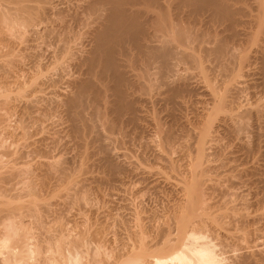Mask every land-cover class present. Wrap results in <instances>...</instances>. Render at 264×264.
Wrapping results in <instances>:
<instances>
[{
    "label": "bare ground",
    "instance_id": "obj_1",
    "mask_svg": "<svg viewBox=\"0 0 264 264\" xmlns=\"http://www.w3.org/2000/svg\"><path fill=\"white\" fill-rule=\"evenodd\" d=\"M0 1H3L6 5L1 2L0 4H4L10 9L0 11L1 30L4 27L6 30L11 29L10 32H13L18 28L19 21L24 23L29 21L30 26L37 27L38 21L36 23L35 19H39L41 15L36 14L38 16H34L33 13L36 12L30 13L31 11L29 7H26L27 5L20 4L19 0ZM59 8H53L57 11L53 13L57 16V19L56 17L53 18L54 21L52 20L53 22L49 26L45 24V29L41 28L46 30L47 35L52 36L54 41L58 42L57 49L52 48L51 55L47 57L49 58L48 63L50 65L54 64L53 67L59 65L60 67L62 65L70 66L69 68H74L70 70H79L77 72L80 73H77V75L74 72V74L68 72L69 74L67 73L68 75L64 79L65 87L68 89L60 91L63 98L57 100V98H54L55 96H51V100L48 99L50 103L46 107L49 110V107L57 106L66 111L67 118L63 122L66 136L63 137L62 141L66 144V148L67 145L68 148L71 145L73 146L71 148H76L75 157L79 156L81 160L79 158L76 160L77 166L73 167V170L71 169L73 173L71 170L69 171V179L70 177L71 179L64 183L63 181L66 178L63 179V177L65 176L68 179L67 172L63 171L66 166H62L59 160L51 156L49 158L47 155L48 158L46 156L47 159L44 160L45 156L41 159V156L38 157L39 155L35 154V157L26 158V161H22L24 157L21 156L23 155L20 154V156L17 153V156L21 157V159L19 157L22 161L20 162L21 165H19V161H15L18 158L15 156L17 158H13L14 161L10 163L9 167L6 165V169L3 168L5 165L3 163L10 159L2 161V157L0 158V264H223L225 256L228 255L224 253L222 257L226 249L224 247H226L227 241L225 240L227 239L231 240L229 242L232 245L229 244L228 246L234 247L231 250L240 251L239 253L232 251L230 264H264V248L262 247L264 245L256 241L257 238L259 240V237H261V232L260 234L256 233L259 236L253 237L256 235L254 234L256 227L254 228L255 231L251 226V230L247 228L251 222L248 223L247 218L251 217L253 220L257 217L255 220L257 222L258 219L262 218L261 214H264V209H261L260 215H257V213V216L253 215L256 216L253 218L250 213H246L243 205L248 201L243 200L245 199L244 196H247L245 189L248 191L247 193L252 192V200L254 197L253 190H250L248 185L254 184L257 189L263 188L262 190H264V143H262V141L264 142V0H76L72 9L73 13L70 12L71 10L69 11L70 7L67 8V11L71 14L67 12L70 19H66L64 11L66 8L62 7L64 10ZM48 9L50 10V8ZM11 10L15 11L11 12ZM69 21L72 24L73 22L75 24L83 22L82 28L85 26L83 37L86 36L87 42L86 40L85 42L90 45L88 47L86 44L88 48L83 46L82 51H80L78 44L74 43L77 47L76 45L72 46V50H70L71 45H66V39L69 37L67 35L69 33L67 29L70 27ZM84 22L86 25H83ZM15 24L17 28L14 27ZM70 29H73V27H70ZM30 30L33 34L39 31L38 27L30 28ZM77 35L80 36V34ZM77 40L79 39L77 38ZM81 43L82 40L80 45ZM82 44L85 45L84 42ZM79 47L81 49V46ZM73 49H76V52L71 55L68 50L72 52ZM15 56L0 57V74H6L16 67H21L23 63L20 58L23 57L18 58V56L16 58ZM67 60L69 66H67ZM64 61L66 64H63ZM36 65L34 66L37 67L34 68L36 75L34 74L35 77L32 75V78H30L35 82L37 79L38 83L37 77H41L42 74L41 64L40 66ZM62 70L63 68L61 72ZM24 81L26 79L22 81L14 79V87L18 89V95H16L17 93L15 95L18 99L26 98L35 88L33 86L32 89H29L31 86H27L28 82ZM33 81L32 83H34ZM40 83L41 81H39ZM6 90L7 88L4 89L5 92H7ZM5 92L2 96L0 92V97H3V100L0 98L2 103H7L8 98H10V94H5ZM16 96L13 95V98H16ZM56 97H59V95ZM27 98L26 101H28ZM29 99L32 100V98ZM89 100L90 102L94 101L95 104H92L93 106L87 105ZM30 102L32 103L34 100ZM197 102L200 104L199 107H194ZM34 104L32 103V106L35 110L40 108ZM154 104L164 110V114L161 112L162 117L159 114L149 112H154V110L157 112L158 108L156 109ZM151 105H154L153 108L155 109L151 107L150 110ZM86 106H91L89 109L91 108L92 111L95 110L96 114L92 113V115L97 116L96 121L100 118L103 120V122L101 121L102 124L105 122V126H103L104 124L102 125L98 121L100 126L102 125L101 128L105 129L104 132L107 131L108 139L111 138L109 134L113 136L115 132L121 135L128 133L129 130L125 128L127 125L131 126L136 136L140 135L141 137L143 134L144 138L148 135L147 128L149 127L151 131L149 132V135H151L149 140L155 155H153L154 160L158 162L159 166L155 170L142 167L139 168L140 171L137 173L142 175V180L151 183L152 188L162 187L176 195V198L171 195L174 198V205H172L171 212L167 210L170 212H167L169 215L166 213L168 215L166 216L167 219L162 218L166 214L161 216L165 220L164 222L158 216L156 219H160L157 220L159 222L154 219L153 221L156 223L153 222V225L150 224L149 218V221L147 219V222L143 223H141V220L135 221L137 223L134 222L128 229L125 227V231L128 232L124 234L133 239V242H131V238H128L130 245L125 246L124 244V246H120L121 248L114 245L115 248H110L112 251L109 248L106 251L107 248L105 247L106 252L100 250L101 253H104L99 255V249L103 246L95 249L96 244L94 248L92 246L95 250L89 256L84 254L89 253L92 249L90 250L87 247L88 249L85 250H90L88 252L82 250L83 244L88 241L92 242V239L89 240V238L94 237V234L92 235L94 232L90 230L91 227L87 228V223L84 224L87 226L80 227L83 229L79 231V234H76V229L73 231L71 230L72 227L68 229L69 227H66L68 225L64 226L66 223H64V220L62 226L66 228L63 232L61 224L55 222L56 226L55 224L53 226L50 223L48 225L47 222V226H45L46 222H43L45 220L43 218L49 219L48 216H44L46 208L49 207V198L53 200L54 196L59 197L60 192L68 193L73 187L75 188L77 178L81 181L80 184L78 183L79 186L84 180H88V183L89 181L90 183L91 181H96V183L97 181L100 183L108 181L106 177L100 178L99 175L95 176L93 172V175H88L89 171H86L87 163L90 164V156L92 157L95 147L88 149L87 146L90 144L82 136H90L100 127L97 123L94 125V117L91 116L92 121H90L91 118L85 117L83 111L85 108L87 109ZM43 109L45 108L43 107ZM23 112L22 114L27 113L26 110L25 113ZM190 112L191 117H189ZM33 115L29 116L34 120H39V115ZM163 117L164 122L161 123ZM45 118L44 122H47ZM47 119L49 120V118ZM50 120L52 121V119ZM54 122L57 123L56 119ZM59 122L61 123V120ZM48 125L47 123L46 126ZM59 125L62 126L63 124ZM145 125H147V128L144 131L143 126ZM41 126L34 129V131L42 132L45 127ZM62 128L60 127V130ZM100 130L103 134V130ZM178 131H180V134H178ZM32 133L33 130L32 132L28 130L21 131L19 136L23 141L21 140L22 143L19 145L23 147L25 145L30 147L31 145L33 147L34 142L29 141H32L30 139ZM150 133H153L154 137ZM71 135L73 139L70 142L68 138ZM102 136L105 137L106 134ZM136 136L134 137L136 138ZM65 137L68 138L64 142ZM148 137H146V141H148ZM90 140L92 142V139ZM103 141L105 142V140ZM22 146L17 147V149L20 150ZM102 146L105 147L106 144L103 143ZM68 148L67 150H69ZM19 150L15 149V153ZM67 150L63 151L67 153ZM13 151L14 148L8 152L13 153ZM15 153L13 156L16 155ZM69 153H71L70 150ZM36 156L38 159H36ZM72 158L74 159V155ZM88 159L90 160L88 161ZM95 159L93 158V161ZM30 163L34 166L29 165ZM112 166L115 171L117 165ZM134 170L135 168H133ZM57 171H61L63 174H60L64 176L62 178L54 177L57 175V173L55 174ZM75 171L82 175L83 173L87 174V172L88 174L83 175L82 179L77 174L74 179ZM98 172L100 173V171ZM71 174L73 176H70ZM39 175L54 177L55 181L51 179L52 181L59 182L58 185H61L62 182L64 184L61 189H57V191L60 190L59 192H53L55 195L50 192L55 189H51L50 194L44 195L39 187H46L50 182L46 181L48 178H45V180L38 177ZM13 179L15 180L12 181L13 185H11ZM61 179L63 180L61 181ZM8 182L11 184L8 185ZM54 182L52 183L55 184ZM58 185L55 187L60 188ZM233 187L237 188L232 189ZM257 189L255 188V190ZM63 192L61 195L64 198L67 197L68 195ZM240 192L245 194L240 196ZM239 196L244 198L242 199ZM77 197L74 199L77 200ZM57 198L54 199L55 202ZM237 198L242 201L237 200ZM65 199H63V202H65ZM59 200L61 201V197ZM254 200L257 202L264 201V198ZM240 202L244 203L240 204ZM248 202L251 206L250 201ZM56 203H59V201ZM237 204L243 206L245 213L240 211L242 207L237 208ZM247 205L248 203L245 207ZM251 218L249 219L251 220ZM143 219L142 221H144ZM245 219L248 224H244ZM53 220L56 221V219ZM93 225L95 226V224ZM79 226L81 225L79 224ZM102 227L100 228L99 225V227H94V230L96 234L99 231V236L100 230L104 232L102 233L104 238L106 230ZM75 228L79 229L78 225ZM246 228L249 234H247ZM67 229L69 232H74L76 236L73 233L75 237L68 238L70 233L67 232ZM251 231H254L253 236L250 235ZM66 232L68 236L65 235ZM89 233H91V237ZM249 235L252 236L250 239H248ZM95 238L96 236L93 239ZM100 240H98L99 243ZM102 243L105 244L103 240ZM87 244L86 246L95 243ZM107 252L111 254L115 252V255L109 257ZM81 253H84L85 260H83Z\"/></svg>",
    "mask_w": 264,
    "mask_h": 264
},
{
    "label": "rangeland",
    "instance_id": "obj_2",
    "mask_svg": "<svg viewBox=\"0 0 264 264\" xmlns=\"http://www.w3.org/2000/svg\"><path fill=\"white\" fill-rule=\"evenodd\" d=\"M53 1H54V3H53ZM64 1V2H63ZM68 1H72L71 2V4H69L70 2H68ZM1 2V1H0ZM19 2H20V4H24V5H27L26 7H29V10L31 11L30 13H33V12H36V13H33L34 14V16H38V15H36V14H39V15H41V16H39V19L38 18H36L35 19V22L37 23V21H38V23H37V27H38V29H39V31H38V33H32L33 31L32 30H30V28H37L36 26H34V25H32V26H30V22L29 21H26L25 23L24 22H22V21H19L20 23V26H19V24H18V28L16 27V24H15V26L14 27H16L17 29H15L14 30V28H12L14 31L13 32H10L11 31V29L10 30H6V28H2V30L0 29V55L2 56V57H14L15 55V57L17 58L18 56V58H20V57H23V58H25V59H23V58H20V59H22V65H21V67H16L15 69H13L11 72H9V73H6V74H0L1 75V77H0V92L2 93L3 91H4V89H6L7 88V92H5V94L7 93L8 95H9V97L10 98H8L9 100V102L7 101V103L5 102V103H2V101L0 100V158H1V160L2 161H7V160H12V161H7L6 163H3V164H5L4 166H3V164H2V166H3V168L4 169H6V165H7V167H9V165H10V163L11 162H13L14 161V159L13 158H17L15 161L17 162V161H19V163L20 162H22V161H26L27 159L26 158H31V157H35V154H37V156L38 157H40L41 159L42 158H44V156H45V158H44V160L45 159H47L48 158V156H49V158H50V156L51 157H53V158H55L56 160H59L60 161V163H62V166H66L65 168H63V171L65 170V172H67V176H68V179H67V177H65L64 175H61V174H63V173H61V171H57V172H55V174L57 173V175L59 174V176H54V177H63V179L64 178H66V179H64V183H65V181H67V180H70L71 179V177H70V179H69V171L73 168V167H75V166H77V159L79 158V160H81L80 159V157L79 156H77V157H75V153L74 152H76V148H71V147H73L71 144H69L70 142H71V139H73L72 137V135L68 138V139H70V142H68V144L69 145H71L70 146V148H68V145H67V148L71 151V153H69V150H67V148L65 147L66 146V144H64L63 143V137L64 136H66L65 134H66V132L64 131V127H65V124L63 123V122H65L64 120H66V118H67V113H66V111H64V109L62 108V107H55V106H52V108H50L49 107V110L47 109V107L46 106H48L49 105V100H51V98L52 97H54V98H57V100H60V99H62L63 97L60 95V91L62 90V91H64L67 87H65V84H64V79H65V77L69 74L68 72H70V74L72 73V74H79L80 72H77V71H79V70H77V71H74V70H70V69H74V68H69L70 66H69V64H68V60H67V66H69V67H66V65H62L61 67H60V65L57 67V66H55V67H53L54 66V64H52V65H50V63H48V61H49V58H47V57H49V55H51V50H52V48H55V49H57V47L58 46H56V45H58V42L57 41H54V39H53V37L52 36H49V35H47V33H46V30H44L45 28H44V26H49L50 25V23L51 22H53L54 20H53V18H55L56 17V19H57V16L55 15V14H53L55 11H56V9L54 10L53 8L55 7V8H59V7H61V8H59V9H63L64 11H65V15H66V19L68 18V19H70L69 17L70 16H68V14H67V8H69L70 7V9H69V11L71 12V13H73L74 11L72 10L73 9V7H74V3L76 2V0H19ZM22 2V3H21ZM1 3H4L3 1L1 2ZM5 4V3H4ZM4 4L2 5V4H0V8H1V12L2 11H4V10H10V9H8V7L7 6H4ZM55 4V5H54ZM6 5V4H5ZM69 5V6H68ZM73 5V6H72ZM3 6V7H2ZM10 6V5H9ZM43 6V7H42ZM5 7V9H3ZM46 7V8H45ZM63 7V8H62ZM48 8H50V10L48 9ZM3 9V10H2ZM40 11H39V10ZM43 9H44V11H43ZM52 10H53V12H52ZM14 12L15 10H11V12ZM43 11V12H42ZM49 11V12H48ZM57 12V11H56ZM42 13V14H41ZM45 15H44V14ZM50 13V14H49ZM69 13V12H68ZM16 14H17V12H16ZM52 14V15H51ZM70 14V13H69ZM80 14V13H79ZM82 14V13H81ZM80 14V15H81ZM18 15V14H17ZM49 17H48V16ZM71 15V14H70ZM83 15H84V13H83ZM44 18H43V17ZM46 16V17H45ZM50 18V19H49ZM20 20V19H19ZM43 22H42V21ZM46 20V21H45ZM53 20V21H52ZM70 21H72V20H70ZM69 21V25H70V27L72 28L73 27V29H70V27H68V29H67V31L69 30V33L67 34V35H69V37H67L68 39H66L67 41V43H66V45L67 44H69V45H71V49L70 50H72V46H75L76 44H74V43H77L78 44V48H79V50L80 51H82V49H83V46L84 47H87V45H88V43H86L87 42V40L85 39V37L86 36H84L83 37V35H85L84 33H83V31H85L84 30V28H85V26H84V28H82V23L80 22V23H78V24H75L74 22H73V24L71 23ZM40 22V23H39ZM48 22V23H47ZM71 23V24H70ZM46 24V25H45ZM83 25H86L85 24V22H84V24ZM34 26V27H33ZM28 28V29H27ZM41 28H44V29H41ZM81 28V29H80ZM32 31V32H30V31ZM43 30V31H42ZM78 30V31H77ZM82 30V31H81ZM35 31V30H34ZM71 31V32H70ZM7 32V33H6ZM10 33H11V35H10ZM73 33V35H71ZM80 34V36L79 35H77V34ZM83 33V34H82ZM39 34V35H38ZM75 34H76V36H75ZM7 35V36H6ZM39 36V37H38ZM72 36H74V37H72ZM38 37V38H37ZM73 39H72V38ZM69 38H71V39H69ZM76 38V39H75ZM77 38L79 39V40H77ZM84 40H83V39ZM82 40V43L84 42V44L86 45H83L82 43H81V45H80V42H81V40ZM34 40H35V42H34ZM76 42H75V41ZM85 40H86V42H85ZM69 41V42H68ZM73 41V42H72ZM56 42V43H55ZM73 44H71V43ZM40 43V44H39ZM42 43V44H41ZM50 43V44H49ZM29 44V45H28ZM37 45V46H36ZM41 45V46H40ZM46 45V46H45ZM48 46V47H47ZM52 46V47H51ZM79 46H81V49H80V47ZM90 45H88V47H89ZM38 47V48H37ZM76 47H77V45H76ZM87 47V48H88ZM40 50V51H39ZM54 50V49H53ZM70 50H68L70 53H71V55H73L74 53L73 52H76L74 49V51H70ZM84 50H85V48H84ZM31 51V52H30ZM45 51V52H44ZM42 52V53H41ZM39 53V54H38ZM68 53V52H67ZM3 54H4V56H3ZM33 54H35L36 55V57H35V55H33ZM76 54V53H75ZM0 56V57H1ZM33 56V57H32ZM33 58H34V60H33ZM48 59V60H47ZM37 60H39V61H37ZM24 61H25V63H24ZM33 62V63H32ZM38 62H39V64H38ZM31 63V64H30ZM36 63H37V65H39L40 66V64H41V67H40V69H41V77H37L38 78V83H37V79H36V82H35V80L33 81L31 78H32V75H33V77H35L34 76V74H35V69L34 68H37V67H34L35 65H36ZM66 64V62L64 61L63 62V64ZM24 64L26 65L25 67H24ZM35 64V65H34ZM32 65V66H31ZM36 65V66H37ZM50 65V66H49ZM63 66H65V67H63ZM54 68H55V70H54ZM58 68H59V70H58ZM63 68V70H64V72H63V70H62V72H61V69ZM66 68V69H65ZM30 69V70H29ZM31 69H32V71H31ZM67 69H69L70 71H68ZM15 70V71H14ZM19 70V71H18ZM65 70H66V75H65ZM25 71V72H24ZM60 71V72H59ZM1 72V71H0ZM34 72V73H33ZM74 72V73H73ZM19 73V74H18ZM23 73V74H22ZM27 73V74H26ZM68 73V74H67ZM7 74H9V75H7ZM11 74V75H10ZM15 74V75H14ZM25 74V75H24ZM31 74V75H30ZM62 74V75H61ZM77 74V75H78ZM6 75V76H5ZM13 75H14V78H13ZM29 75V76H28ZM36 75V74H35ZM44 77H43V76ZM5 76V77H4ZM12 76V77H11ZM19 76V77H18ZM24 76V77H23ZM63 76H64V78H63ZM29 77V78H28ZM31 77V78H30ZM11 78V79H10ZM13 78V79H12ZM42 78V79H44L43 81H42V79L40 80V79ZM46 78V79H45ZM10 79V80H9ZM14 79H19V81H22V80H25L26 79V81H24V82H28L26 85L27 86H31L29 89H32V87L34 86L35 88L33 89V92H31V93H29V95L26 97L27 99H28V101H26L25 99L26 98H17V96L16 95H18V89H16V87H14L15 86V84L13 83L14 82ZM22 79V80H21ZM51 79V80H50ZM60 79V80H59ZM62 79V80H61ZM29 80H31L30 82H29ZM52 82L53 80V82H52V84H51V82ZM4 81H6L5 83H4ZM12 81V82H11ZM32 81L34 82V83H36V84H34V83H32ZM39 81H41V83L39 84ZM47 81V82H46ZM49 81V82H48ZM12 84H11V83ZM44 82V83H43ZM62 82V83H61ZM32 83V84H31ZM14 84V85H13ZM37 85V86H36ZM9 88V89H8ZM10 89H12V90H10ZM68 89V88H67ZM35 90V91H34ZM59 91V92H58ZM4 92L1 94V96L4 94ZM17 93V94H16ZM16 94V95H15ZM13 95L14 96H16V98L14 97L13 98ZM59 95V97H56V96H58ZM11 96H12V98H11ZM52 96V97H51ZM50 97V98H49ZM0 98H2V100H3V97H0ZM29 98H32V100L31 99H29ZM44 98H46V99H44ZM59 98V99H58ZM11 99V100H10ZM36 99V100H35ZM38 99V100H37ZM49 99V100H48ZM23 100V101H22ZM34 100V102H35V104H34V102H32L34 105H36V107L37 106H39L40 108V110L39 109H36L35 110V108H34V106H32V103L30 102V101H33ZM17 101V102H16ZM40 101V102H39ZM25 102V103H24ZM45 102V103H44ZM47 102V103H46ZM91 102H93V103H91ZM90 102V100H89V102H88V104L87 105H92V104H95V102L94 101H91ZM30 103V104H29ZM195 103V102H194ZM199 102H197L196 103V106L194 105V107H199V105L200 104H198ZM17 104V105H16ZM27 104V105H26ZM45 104V105H44ZM197 104H198V106H197ZM24 105H26V106H24ZM41 105V106H40ZM155 105V106H154ZM154 105H151L149 108H150V110L153 108V106L157 109V112L154 110V112L153 111H149L150 113H153V114H159L161 117L163 116V114H164V110H162L160 107H157L158 105L157 104H154ZM193 105V104H192ZM93 106V105H92ZM30 107V108H29ZM31 107H33V108H31ZM42 107V108H41ZM43 107L45 108V109H43ZM55 107V108H54ZM87 107V106H86ZM89 107H91V106H88L87 107V109L85 108L84 109V111H83V113H84V115H85V117L87 116V118H91V116L92 117H94L93 115H92V113L94 114L95 113V110H91V108L89 109ZM152 107V108H151ZM24 108V109H23ZM28 110H27V109ZM155 108H153V109H155ZM25 110H26V112L27 113H25ZM32 112H31V111ZM33 110H34V112H33ZM43 110V111H42ZM48 110V111H47ZM60 110V111H59ZM90 110V111H89ZM162 110V111H161ZM23 113H25V114H22V112ZM45 111V112H44ZM50 111V112H49ZM52 111V112H51ZM89 111V112H88ZM92 111V112H91ZM159 111V112H158ZM188 111V110H187ZM186 111V112H187ZM190 111V110H189ZM29 112V113H28ZM36 112V113H35ZM38 112V113H37ZM161 112H163V114L161 113ZM32 113V114H31ZM33 113H34V115H33ZM56 113V114H55ZM91 113V114H90ZM161 113V114H160ZM27 114H28V116H27ZM35 114H37V115H35ZM41 114V115H40ZM89 114V115H88ZM96 114V113H95ZM188 114V113H187ZM25 115V116H24ZM29 115H33V116H38L39 115V120L37 121V120H34V119H32ZM45 115V116H44ZM158 115V116H159ZM44 116V117H43ZM155 116V115H154ZM157 116V115H156ZM186 116H188V115H186ZM46 117V118H45ZM97 116L95 115V117L93 118L95 121H96V118ZM161 117H158V118H160V119H162ZM189 117H191V112L189 113ZM23 118V119H22ZM44 118H45V121H47V122H44ZM47 118H49V120L47 119ZM99 118V117H98ZM97 118V119H98ZM27 119V120H26ZM50 119H52V121L50 120ZM55 119H56V121H57V123L56 122H54L55 121ZM29 120V121H28ZM31 120V121H30ZM43 120V121H42ZM61 120V123L59 122ZM51 121V122H50ZM90 121H92V118L90 119ZM93 121L94 122V125H96V123L98 124V126H100V124H102V122H103V120L102 119H98V121L99 122H101L100 124H99V122L98 121ZM160 121V120H159ZM162 121V122H161ZM160 122L161 123H163L164 122V117H163V120H161ZM42 122H43V125H42ZM92 122V123H93ZM34 123V124H33ZM38 123V124H37ZM39 123H40V125H39ZM47 123L49 124L48 126H50V127H48V126H46L47 125ZM53 123H55V124H53ZM105 123V122H104ZM103 123V124H104ZM36 124V125H35ZM50 124H53V125H50ZM56 124H57V127H56ZM59 124H63L62 126L61 125H59ZM102 124V125H103ZM30 125H31V127H30ZM37 125H39V126H37ZM44 126L45 128L42 130V132H40V131H38V132H36V131H34V129H36V128H38V127H40V126ZM102 125L100 126V127H98L97 128V126H96V128L98 129V130H95L94 132H93V134L92 135H90V136H82L83 138L85 137V139L86 140H88V143L90 144H88L89 146H87V148L88 149H92V148H94L95 150H94V153H95V155H94V153H93V155H92V157L90 156V159H91V161H92V163H91V161H89L90 159H88V161H89V163L90 164H92V165H88V163H87V169H86V171H89V174H88V172H87V174L88 175H99V177L100 178H102V177H106L107 179H108V181H105V182H102V183H100L99 181H97V183H96V181H91V183H90V181H89V183H88V180H84L83 182H84V184H83V182H82V184L79 186V184L81 183V181L79 180V178H77L78 180H79V182H78V180L76 181V186H75V188L73 187L72 188V190H70V191H68V193L66 192H63L64 194H66V195H68L67 197L65 196V198H64V196H62L61 194H62V192H60V195H59V199H60V197H61V201L57 198V197H55L54 196V198H53V200H51L52 198H49V207H47L46 208V210H45V215L44 216H48L47 218H49V219H46V218H43V219H45V220H43V222L45 223V226H47L46 224H47V222H48V225H49V223L51 224V225H53L54 226V224H55V222L56 223H58V224H61V226H62V224L64 225V223H65V225L64 226H66V225H68V226H66L68 229H70L71 227H72V229L71 230H73V231H75V229H76V231H75V233L76 234H79V231L80 230H82L84 227L83 226H87V228L88 227H93V229H91L90 228V230H93V232L94 233H92V235L94 234V237L96 236V238H97V236H99V231H97L98 233L96 234L95 233V228L98 226L99 227V225H100V228H101V226H103L104 227V230H106V232H105V234H104V238H103V235H102V233H104V232H102L101 230H100V236L99 237H102V238H95V239H93L94 237H91L92 235H90L91 233H89V235H90V237L91 238H89V240H91L93 243H95V244H89V246H86V245H88L87 243H92V242H89L88 240V242L86 243V245H85V243L83 244V248H82V250L83 251H85V252H88V251H90L91 249V251L89 252V253H81L82 255L84 254L85 256H89V255H91L92 254V251L94 252V250L96 249V248H101L102 246V248L101 249H99V251L100 250H102V251H104V252H106V251H108V248L110 249L111 247H112V249H113V247L115 248V246L114 245H118V248H121L120 246H124V244H125V246H128L127 244H131L130 243V240H131V242H133L132 240V238L131 237H129V235H126L127 233L126 232H128V231H125V227H127V229L129 228V226L131 227L132 226V224L135 222V221H138V220H141V223H143V222H147V219L149 218L150 219V224H152L153 225V222H155V221H153L154 219L157 221V220H160V219H162V218H166V216H168L169 215V213L171 212V208H173V206L172 205H174L173 204V200H174V198H176V195L175 194H172V193H170L167 189H163L162 187H158V188H152L151 186H152V184L151 183H149L148 181H145V180H142L143 178H141V174L140 175H138V171H140V169L143 167V168H149L150 170H155L156 168H158L157 166H159L158 165V162L157 161H155L154 159H155V155H154V152H153V149L151 148V143H150V140H149V138H151V135H149V132H151L150 131V129H149V127L147 128V125H145V126H143V128H144V131L146 130L145 128H147V136H144V138H143V134L141 135V137H140V135L138 136V138H137V136H136V133L135 132H133V130H132V128H131V126H129V125H127L125 128H126V130H129V132H130V134H129V132L128 133H125V134H120V133H118V132H115V133H113V136H111L112 134H109L110 136L109 137H111V138H109L108 139V137H107V131L106 132H104L105 131V129L104 128H101L102 127ZM41 126V127H42ZM64 126V127H63ZM103 126H105V124L103 125ZM129 126V127H128ZM35 127V128H34ZM52 127V128H51ZM60 127L62 128L61 130H60ZM102 129L103 131L102 132H104L103 134L101 133V130L100 129ZM58 129V130H57ZM24 130H28V131H31L32 132V130H33V133L30 135L31 136V138L30 137H28V138H30V139H32V141L31 140H29L30 142H34L33 143V147L30 145V147H27L26 145V150L24 149L25 148V146L23 147L22 145H19V144H21L22 143V139H20V134H21V131H24ZM47 130H49V131H47ZM51 130V131H50ZM62 131H63V133H64V135H63V133H62ZM36 134H35V133ZM53 132V133H52ZM177 132V131H176ZM180 131H178V134H180L179 133ZM20 133V134H19ZM46 133V134H45ZM47 133H49L48 135H47ZM59 133H62V134H59ZM101 133V134H100ZM33 134H35V135H33ZM38 134V135H37ZM58 134H59V136H58ZM96 134V135H95ZM106 134V136L104 137V136H102V135H105ZM145 134V133H144ZM150 134H153V133H150ZM127 135H128V137H127ZM175 135H177V133H175ZM36 138H35V137ZM48 136H50V137H48ZM54 136V137H53ZM62 136V137H61ZM115 136V137H114ZM131 136V137H130ZM134 136H136V138L134 137ZM148 136H150V137H148ZM153 137H154V134L152 135ZM178 136V135H177ZM59 137V138H58ZM88 137H89V139H88ZM101 137V138H100ZM102 137H104V138H102ZM114 137V138H113ZM119 137V138H118ZM133 137H134V139H133ZM139 137H140V139H139ZM146 137H148V141H146L147 139H146ZM27 138V139H28ZM53 138V139H52ZM66 137L64 138V142H65V140L67 139ZM74 138H75V136H74ZM106 138V139H105ZM156 138H157V136H156ZM37 141H35V140ZM38 139V140H37ZM40 139V140H39ZM42 139V140H41ZM61 139V140H60ZM90 139H92V142H91V140ZM102 139V140H101ZM109 141H108V140ZM116 139V140H115ZM130 139V140H129ZM132 139V140H131ZM22 140V141H21ZM103 140H105V142L103 141ZM141 140V141H140ZM57 141H58V143H57ZM59 141H60V143H59ZM67 141V140H66ZM107 141V142H106ZM39 142V143H38ZM93 143L92 144V146H91V143ZM94 142H95V144H94ZM105 143L106 144V146L105 147H103L102 146V144L103 143ZM145 142V143H144ZM108 143V144H107ZM111 143V144H110ZM143 143V144H142ZM262 143H264L263 141H262ZM2 144V145H1ZM32 144V143H31ZM56 144H57V147H56ZM140 144V145H139ZM9 145V146H8ZM14 145H15V147H14ZM62 147H61V146ZM101 146V148H100V146ZM109 145V146H108ZM2 146V147H1ZM4 146V147H3ZM19 146L21 147L22 146V148H23V150H22V148H20V150H22V151H20L19 149H17V147L19 148ZM55 146V147H54ZM98 146V147H97ZM142 146V147H141ZM144 146V147H143ZM5 147H6V149H5ZM65 149H64V148ZM112 147V148H111ZM148 147V148H147ZM12 148V149H11ZM13 148H14V151H13V153L12 152H8V151H12L13 150ZM34 148V149H33ZM42 148H43V150H42ZM46 148V149H45ZM60 148V149H59ZM99 148V149H98ZM110 148V149H109ZM146 148V149H145ZM10 149V150H9ZM15 149L16 150H19V152L18 151H16V153H15ZM28 149H29V151H28ZM35 149H37V150H35ZM71 149H75V151H73V150H71ZM81 149H83V148H81ZM101 149V150H100ZM6 150H8L7 152H5ZM30 150H34V151H30ZM66 151L67 150V153L66 152H64V151ZM99 150V151H98ZM105 150V151H104ZM26 151V152H25ZM27 151H28V153H27ZM39 151H41L40 153H39ZM96 151V152H95ZM110 151V152H109ZM146 151V152H145ZM5 152V153H4ZM21 152V153H20ZM33 153V154H31V153ZM45 152V153H44ZM152 152V153H151ZM12 153V154H11ZM16 154V155H14L13 156V154ZM17 153L20 155V154H22L23 156H21V157H24L23 159H22V161H20V159H21V157L18 155L17 156ZM24 153V154H23ZM49 153V154H48ZM61 153V154H60ZM73 153V154H72ZM100 153V154H99ZM102 153V154H101ZM2 154H5V155H2ZM26 154V155H25ZM46 154V155H45ZM64 154V155H63ZM2 155V156H1ZM9 155V156H8ZM30 157H29V156ZM48 155V156H47ZM73 155H74V159L72 158L73 157ZM103 155V156H102ZM105 155V156H104ZM110 155V156H109ZM154 155V156H153ZM15 156H17V157H15ZM26 156V157H25ZM28 156V157H27ZM36 156V157H37ZM46 156H47V158H46ZM93 156H95V157H93ZM97 156H98V159H97ZM151 156V157H150ZM174 157H176L175 155H173ZM19 157H20V159H19ZM38 157L36 158V159H38ZM153 157V158H152ZM4 158V159H3ZM8 158V159H7ZM12 158V159H11ZM76 158V159H75ZM93 158L95 159L94 161H97V162H94L93 161ZM100 158V159H99ZM19 159V160H18ZM102 159V160H101ZM157 159V158H156ZM34 160H35V158H34ZM78 160V161H79ZM98 160H101L100 162L98 161ZM87 161V162H88ZM110 161V162H109ZM123 161V162H122ZM67 162H68V164H67ZM80 162V161H79ZM78 162V163H79ZM105 162V163H104ZM118 162V163H117ZM121 162V163H120ZM155 162H156V164H155ZM18 163V164H19ZM65 163V164H64ZM71 163V164H70ZM101 163V164H100ZM117 163V164H116ZM132 163V164H131ZM18 164H17V166H18ZM32 163H30L29 165H31ZM64 164V165H63ZM109 164V165H108ZM110 164H112V165H117V169H115V171H114V167L112 166V165H110ZM118 164H119V166H118ZM121 164V165H120ZM19 165H21V163L19 164ZM33 165V164H32ZM72 165V166H71ZM94 165V166H93ZM102 167H101V166ZM34 166V165H33ZM33 166H30V167H33ZM95 166H97V167H95ZM99 166V167H98ZM111 167V169H110V167ZM1 167V166H0ZM2 168V169H3ZM91 168V169H90ZM95 168V169H94ZM133 168H135V170L133 171ZM140 168V169H139ZM123 171H122V170ZM125 169V170H124ZM67 170V171H66ZM73 170V169H72ZM71 170V172L73 173V171ZM111 170V171H110ZM98 171H100V173L98 172ZM113 171V172H112ZM59 172V173H58ZM64 172V173H65ZM91 172V173H90ZM92 172H93V174H92ZM96 172V173H95ZM117 172V173H116ZM136 172V173H135ZM61 173V174H60ZM74 173H76V175H74L73 176V174H71L70 176H73V178L75 179L76 177L75 176H77V174L79 173V172H77V171H75ZM86 173L84 174L83 173V175L85 176V175H87ZM134 174H136V175H134ZM79 176H81V178L80 179H82L84 176L82 175V174H78ZM138 175V176H137ZM44 176V177H43ZM38 177H41V178H48L46 181H49L50 183L48 184L49 186H50V188H48L47 189V187H49L48 185L46 186V187H39V189H41V193L42 194H44V195H47V193H49L50 194V192H52V194H53V192H55V191H57V189H61V187H62V185L64 184L63 182H62V184L60 185H58V183L59 182H54L55 180V178L53 177H50V176H45V175H39ZM72 178V179H73ZM105 178V179H106ZM51 179H53L54 181H52V182H54L56 185H58L60 188H57V187H55L56 185L55 184H53L50 180ZM63 179H61V181L63 180ZM14 180L15 179H13V180H11V182L13 181L14 182ZM61 181H60V183H61ZM87 181V182H86ZM13 182H12V184L11 183H9L8 182V185L9 184H11V185H13ZM148 182V183H147ZM79 183V184H78ZM86 183V184H85ZM88 183V184H87ZM94 183V184H93ZM91 184H93V185H91ZM149 184V185H148ZM51 185H53L54 187H52ZM254 188H252L251 186ZM250 185H248V187H250V190H253V193H254V197H253V200H252V192H249V193H247L248 191L245 189L244 191H246L245 193L247 194V196L245 195L244 197H245V199H243L242 197H240L241 195L243 196V194H245V193H243V192H240V198H242L243 200H248V201H250V203H251V206H249V202L248 201H246L245 203L247 204L248 203V208H247V206L245 207V203L244 202H242V203H244L243 205H244V208H245V211H246V213H250L251 215H252V217L253 218H255L258 214L260 215V213L262 212L261 211V209L263 210L264 209V201L263 200H261V199H263L264 198V195H263V191L264 190H262L261 188H258L257 189V187L254 185V184H250ZM78 186V187H77ZM148 186V187H147ZM16 187V186H15ZM77 187V188H76ZM247 187V186H246ZM245 187V188H246ZM17 189H20L18 186L16 187ZM236 189L237 187H233L232 189ZM242 188V187H241ZM241 188H239V189H241ZM255 188L258 190V192H256L255 193V191H257V190H255ZM51 189H55L54 191H52ZM238 189V190H239ZM244 189V188H243ZM248 190H249V188H247ZM46 190H48L47 192H46ZM51 190V191H50ZM75 190V191H74ZM249 190V191H250ZM20 192H22L21 190H19ZM50 191V192H49ZM60 191V190H59ZM59 191H57V192H59ZM240 191V190H239ZM260 191H262V192H260ZM46 192V193H45ZM170 193V194H169ZM57 194V193H56ZM63 194V195H64ZM260 195L259 197L257 196L256 197V195ZM53 195H55V193L53 194ZM170 195V196H169ZM174 197H172V196ZM77 197V200L76 199H74V198H76ZM53 197V196H52ZM68 197H71L70 199L68 198ZM83 198V199H85V200H83V199H81V198ZM251 197V198H250ZM57 198V201H59V203H56L55 202V200L54 199H56ZM240 198H237V200H240ZM63 199H65L64 201L65 202H63ZM72 199V200H71ZM80 199V200H79ZM254 199H260L261 201H255ZM67 200V201H66ZM240 201H242V200H240ZM258 204H257V203ZM53 203V204H52ZM237 203V202H236ZM241 202H240V204H242ZM253 203V204H252ZM58 204V205H57ZM256 204V205H255ZM52 205V206H51ZM56 205V206H55ZM238 206H237V208H241V209H243V210H241L240 209V211L241 212H243L244 211V208H243V206H241V205H239V204H237ZM172 206V207H171ZM258 206V207H257ZM55 207V208H54ZM168 207H169V209H168ZM253 207V208H252ZM263 207V208H262ZM51 209V210H50ZM89 209H90V212H89ZM49 210V211H48ZM67 210V211H66ZM88 210V211H87ZM92 210H93V212H92ZM167 210H169V211H167ZM237 210H239V209H237ZM51 211V212H50ZM95 211V212H94ZM245 211L243 212V213H245ZM253 211V212H252ZM257 211H259V212H257ZM261 211V212H260ZM59 212V213H58ZM167 212H169V213H167ZM238 212V211H237ZM252 212V213H251ZM264 212V211H263ZM56 213V214H55ZM61 213V214H60ZM68 213V214H67ZM102 213V214H101ZM136 213V214H135ZM168 215H167V214ZM254 213V214H253ZM256 213H257V215H256ZM47 214V215H46ZM58 214V215H57ZM164 214H166L165 216H163ZM50 215V216H49ZM68 215V216H67ZM104 215H105V217H104ZM253 215H256L255 217L253 216ZM264 214L262 213L261 214V216H262V218H260V219H258L257 220V222L255 221L256 220V218L255 219H253L252 220V218L251 217H249V218H251V220L249 219V218H247L248 219V223H249V221H251L249 224L248 223H246V219L243 221V222H245L244 224H248V227L247 228H249V230H251L252 228L254 229L255 227H256V231H255V229H254V231H255V233H254V231L251 233L250 232V235H252L253 233L254 234H256L257 232H258V234H260V232H261V234H260V236L261 237H259V240H257L256 239V241H257V243H262L263 245H264V229H263V227H264V216H263ZM53 216H55V218H53ZM70 216V217H69ZM157 216H158V218L160 217V219H156L157 218ZM161 216H163L162 218H161ZM61 217V218H60ZM106 217H107V219H106ZM50 218H51V220H50ZM141 218V219H140ZM144 218V219H143ZM53 219H56V221L55 220H53ZM99 219V220H98ZM142 219L144 220V221H142ZM146 219V220H145ZM149 219H148V221H149ZM167 219V218H166ZM49 220H50V222H49ZM61 220V221H60ZM63 220H64V223H63ZM69 220V221H68ZM97 220V221H96ZM105 220V221H104ZM163 220V222L165 221L164 219H162ZM262 220V221H261ZM51 221H53V222H51ZM122 221V222H121ZM252 221H253V223H252ZM69 222V223H68ZM95 222V223H94ZM97 222V223H96ZM157 222H159V221H157ZM53 223V224H52ZM68 223V224H67ZM87 223V225H84V224H86ZM90 223H91V225H93V224H95V226L93 225V226H91L90 225ZM101 223H102V225H101ZM123 223V224H122ZM135 223H137V222H135ZM156 223V222H155ZM154 223V224H155ZM160 223H161V221H160ZM253 225H252V224ZM259 225H258V224ZM58 224H57V226H58ZM72 224V225H71ZM79 224L81 225V226H79ZM83 224V225H82ZM144 224H146V223H144ZM148 224V223H147ZM258 226H257V225ZM262 224V225H261ZM77 225H78V227H79V229L78 228H75V227H77ZM90 225V226H89ZM55 226H56V224H55ZM64 226H62V232L65 230V228H63ZM75 226V227H74ZM247 226V225H246ZM252 228H251V227ZM263 226V227H262ZM80 227H83V228H80ZM95 227V228H94ZM102 227V228H103ZM74 228V229H73ZM246 228V232H248L247 234H249V231H247L248 229ZM260 228V229H259ZM67 229V232H69V230ZM126 229V230H127ZM70 230V231H71ZM77 230H78V232H77ZM103 230V229H102ZM259 230H261V231H259ZM262 231H263V233H262ZM62 232H60V233H62ZM67 232H66V236H68V234H67ZM72 232V231H71ZM71 232H69L70 234H71ZM73 233L74 232H72V234L70 235L69 234V236H68V238H71V236H73ZM74 233V235L76 236V234ZM106 233H107V235H106ZM124 233H126V234H124ZM96 234V235H95ZM88 235V234H87ZM102 235V236H101ZM248 236V239H250L252 236ZM75 236H73V237H75ZM108 236V237H107ZM126 236H128V237H126ZM255 236H259V235H254L253 237H255ZM87 237V236H86ZM107 239H109V240H107ZM246 237H247V235H246ZM67 238V237H66ZM87 238V239H88ZM130 240H129V239ZM99 239H101L100 240V243H99ZM86 240V239H85ZM94 240V241H93ZM96 240V241H95ZM102 240H103V242H105V244L104 243H102ZM106 240V241H105ZM263 240V241H262ZM225 241H227L226 242V247H224V248H226L224 251L225 252H223V254H222V257L224 256V253H225V255H227V256H225L226 258H224V260H225V264H227V262H229V261H231L232 259H230V258H232V256L231 255H233V252H237V251H234V250H231V249H233V248H231L230 246H232L231 245V242H229V241H231L230 239H227V240H225ZM259 241V242H258ZM262 241V242H261ZM96 242H98V243H96ZM109 242H111V243H109ZM128 242V243H127ZM242 242V241H241ZM243 243H244V241H243ZM98 246H97V245ZM100 244V245H99ZM230 244V246H228ZM261 244V245H262ZM86 247H85V246ZM97 247H96V246ZM112 245V246H111ZM92 246H93V248H94V246H95V249H93L92 248ZM100 246V247H99ZM89 248L90 250H88V251H86L85 249L86 248ZM107 249H106V248ZM230 247V249H228ZM263 248H264V246H262ZM87 248V249H88ZM104 248V249H103ZM105 249H106V251H105ZM111 250V249H110ZM109 250V251H110ZM228 250V251H227ZM230 250V251H229ZM82 251V252H83ZM102 251H100V253H99V255H103V253H101ZM112 251V250H111ZM110 251V252H111ZM233 251V252H232ZM239 251V250H238ZM110 252H107V254H108V256L110 257V256H113V254L115 255V252H113L112 254L110 253ZM232 252V253H231ZM240 252V251H239ZM239 252H237V253H239ZM88 254V255H87ZM106 254V255H107ZM111 254V255H110ZM231 254V255H230ZM84 255L81 257V259H83V260H85V258L86 257H84ZM105 255V256H106ZM230 255V257H228ZM108 256H106V257H108ZM98 257V256H97ZM228 258V259H227ZM224 260H223V264H224ZM229 264H230V262H229Z\"/></svg>",
    "mask_w": 264,
    "mask_h": 264
}]
</instances>
